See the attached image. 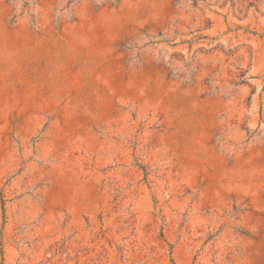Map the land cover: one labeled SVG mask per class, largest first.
Listing matches in <instances>:
<instances>
[{
  "label": "rangeland",
  "instance_id": "1",
  "mask_svg": "<svg viewBox=\"0 0 264 264\" xmlns=\"http://www.w3.org/2000/svg\"><path fill=\"white\" fill-rule=\"evenodd\" d=\"M0 264H264V0H0Z\"/></svg>",
  "mask_w": 264,
  "mask_h": 264
}]
</instances>
